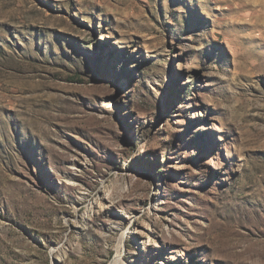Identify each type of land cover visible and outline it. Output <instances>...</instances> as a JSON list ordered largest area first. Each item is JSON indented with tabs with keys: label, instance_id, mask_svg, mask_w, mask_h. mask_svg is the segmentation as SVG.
Returning a JSON list of instances; mask_svg holds the SVG:
<instances>
[{
	"label": "rangeland",
	"instance_id": "obj_1",
	"mask_svg": "<svg viewBox=\"0 0 264 264\" xmlns=\"http://www.w3.org/2000/svg\"><path fill=\"white\" fill-rule=\"evenodd\" d=\"M264 264V0H0V264Z\"/></svg>",
	"mask_w": 264,
	"mask_h": 264
},
{
	"label": "bare ground",
	"instance_id": "obj_2",
	"mask_svg": "<svg viewBox=\"0 0 264 264\" xmlns=\"http://www.w3.org/2000/svg\"><path fill=\"white\" fill-rule=\"evenodd\" d=\"M112 264H121L120 258L118 257Z\"/></svg>",
	"mask_w": 264,
	"mask_h": 264
}]
</instances>
